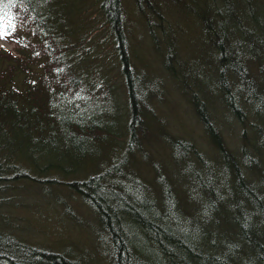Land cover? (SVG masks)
<instances>
[{"label": "trees", "instance_id": "1", "mask_svg": "<svg viewBox=\"0 0 264 264\" xmlns=\"http://www.w3.org/2000/svg\"><path fill=\"white\" fill-rule=\"evenodd\" d=\"M66 1L0 0V39L14 45L0 47V201L12 202L22 187L65 188L93 211L111 264H264L262 2L246 12L227 0L229 12L199 14L202 48L187 66L207 70L210 84L201 92L219 98L245 126V145L257 150V183L243 173L206 101L192 90L220 168L214 175L193 142L166 134L182 187L161 173L159 162L153 182L139 168L148 162L150 94L128 57L122 0ZM156 1L134 3L150 35L157 28L166 38L172 27ZM144 4L160 19L147 15ZM89 7L99 17L91 18ZM165 53L172 70V39ZM250 130L255 141L247 139ZM228 190L242 191L249 208L228 204ZM198 192L206 196L200 205ZM0 264L78 262L2 233Z\"/></svg>", "mask_w": 264, "mask_h": 264}, {"label": "rangeland", "instance_id": "2", "mask_svg": "<svg viewBox=\"0 0 264 264\" xmlns=\"http://www.w3.org/2000/svg\"><path fill=\"white\" fill-rule=\"evenodd\" d=\"M74 1L79 5L84 0L66 2ZM229 2L233 7L236 6L237 10L246 12L248 8L257 10V3L261 5L262 2V6L264 5V0ZM156 3L158 5H155V8L162 14L161 20L172 27V30H167L170 36L167 35L166 38H161L162 30L157 28L151 36L146 29L144 16L134 0H122L126 16L128 57L144 89L150 94L146 98L149 102L147 108L150 114V128L144 138L148 162L140 163L139 168L153 182V165L159 162L161 173L165 176L167 173L172 174L173 179H177L183 187L180 172L178 174L180 169L172 161L171 150L165 140L166 134L193 142L210 164L213 171L211 173L214 175L217 171L215 167L220 168L219 153L191 102L190 93L193 90L199 91L201 99L206 101L211 117L216 121L226 146L237 158L243 173L257 183V150L248 141L245 145V126L239 123L235 113L227 111V107L219 98L217 101L210 92H201V88H208L210 84L207 70H198L199 67H196L195 71L191 72L187 69V66L191 65V59L196 57L194 54L202 48V36L196 25L199 14L208 11L213 13L221 7H225V12H229L227 0H157ZM144 9L147 15L160 19L147 6ZM88 13L91 18L99 17L96 8L89 7ZM239 15L245 16L244 13ZM169 37L177 49L176 55L171 58L172 70H168L164 64ZM13 46L0 39V47ZM185 76H188V83H182ZM250 131L247 133V139L255 141L254 133ZM246 154H250L248 158ZM159 164L155 166L158 167ZM227 193L228 204L237 205L241 210L249 208L242 191L236 193L228 190ZM193 195L194 202L199 205L206 199L202 192ZM83 202L80 197L65 188L41 191L34 187H22L16 190L12 202L0 201V234L8 233L44 249L67 253L76 259L78 264H111L106 260L108 251L102 239V229L96 222L93 211Z\"/></svg>", "mask_w": 264, "mask_h": 264}]
</instances>
